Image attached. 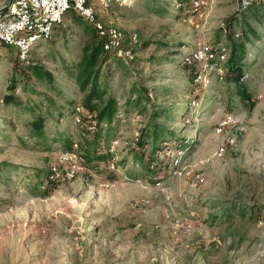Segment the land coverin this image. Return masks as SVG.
<instances>
[{"label": "rangeland", "instance_id": "374dc122", "mask_svg": "<svg viewBox=\"0 0 264 264\" xmlns=\"http://www.w3.org/2000/svg\"><path fill=\"white\" fill-rule=\"evenodd\" d=\"M181 1L186 2L126 0L102 9L91 0L97 18L120 28L124 47L134 53L109 75L105 66L100 78L120 107L113 122L103 125L101 139L105 147L117 139L118 147L108 161L84 164L73 180L52 182L49 173L65 150L63 138L77 142L78 152L86 141L73 112L84 92L65 70L79 58L85 40L80 28L68 11L52 38L30 54L29 62L53 72L59 94L46 85L27 92L20 84L14 91L45 116L46 144L29 134L32 114L2 100L17 56L15 47L3 46L0 264H264V210L254 219L229 217L237 204L264 206V11L255 15L254 9L240 7V0H212L196 28L185 21L193 10L178 6ZM246 32L237 82L229 76L207 88L194 82L197 67L182 61L186 52L203 44L231 46ZM228 112L247 131L219 158L216 150L226 139L214 127ZM5 117L13 125L3 122ZM155 126L168 139L156 151L159 165L147 172L136 162L146 149L152 152ZM145 130V146H140L136 138ZM180 147L186 152L170 166L174 158L167 150ZM109 162L119 169H110ZM198 174L204 182H197ZM103 180L116 185L102 187ZM143 198L150 203L135 205ZM185 222L192 224L190 231ZM176 224L181 225L177 233Z\"/></svg>", "mask_w": 264, "mask_h": 264}, {"label": "built area", "instance_id": "2783aa9c", "mask_svg": "<svg viewBox=\"0 0 264 264\" xmlns=\"http://www.w3.org/2000/svg\"><path fill=\"white\" fill-rule=\"evenodd\" d=\"M212 0H191L192 14L186 17L185 21L193 27L200 28L202 10L207 8ZM259 0H240V7L247 9L253 2ZM102 9H109L113 3H123L126 0H96ZM181 4L178 3V6ZM76 10L80 15L92 21L99 35L104 37V47L106 50L124 55L131 59L133 52L131 48L124 47V33L114 25H107L99 20L96 9L91 0H0V56L3 46L12 45L17 48L24 57L40 42L52 38L54 30L62 24L65 14L70 9ZM201 9V11H199ZM239 33H235L238 37ZM138 41L137 36L132 37V42ZM230 56V47L225 43L214 45L203 44L192 51L186 52L182 56V61L189 66H196L194 82L207 88L214 83L215 79L225 80L227 76V62ZM245 76L241 77L244 80ZM83 106L76 105L75 121H82ZM89 129L94 134L98 129V123L93 121ZM247 131V126L239 120L232 112L225 113L216 123L214 132L218 136H223L226 140L220 142L216 150V155L222 158L229 147L237 145L239 135ZM166 143V142H165ZM118 147V140L113 139L108 149L115 152ZM187 148H170L168 154H172L173 160L170 166L177 165ZM106 150V147H103ZM109 168L118 170L114 162L108 163ZM154 166V164L152 165ZM84 167V158L76 150H60L57 154V161L50 168L49 178L54 181H69L77 177ZM198 183L205 181L201 174L196 176ZM160 181L157 182L160 185ZM102 187H112L116 185L114 180H103ZM150 200L143 198L135 205H148ZM180 224L175 225V233L178 232ZM186 231H190L192 224L185 222L183 225Z\"/></svg>", "mask_w": 264, "mask_h": 264}, {"label": "trees", "instance_id": "16d2710c", "mask_svg": "<svg viewBox=\"0 0 264 264\" xmlns=\"http://www.w3.org/2000/svg\"><path fill=\"white\" fill-rule=\"evenodd\" d=\"M184 1H186L184 4H187L188 8L192 11L191 0ZM180 4V6L184 5L182 1ZM247 9H254L255 15H258L260 11H264V0L253 2ZM69 11L71 13V17L74 19V24L80 28L79 33H81L85 39L81 47L78 60L71 61L65 65L67 73L75 80L79 90L84 92L83 101L80 103L83 106L84 112L82 113V121L78 123V125L85 129L84 137L86 141L80 142V144H83V150L78 153L83 156L85 165L90 164L92 166H98L100 163L108 161L113 153L110 152L108 147H106V150H103V147L106 145L104 146V142H102L100 131L104 124H111L113 122L120 108L118 99L113 95H108V86L105 82L102 83L100 78L103 74L105 66H107V74L109 75L113 67L117 64H124L123 61L128 63L131 59L124 55H118L117 53L106 50L104 47V37L98 34L93 22L80 15L72 8ZM238 37H240V34ZM247 38L248 36L246 32V38L233 40L231 46H229L230 56L227 62L228 71L226 77L228 78L229 76L228 79H230V81L237 82L238 76H236V73H238L239 76L241 75L240 71L246 57ZM32 50L27 52L23 57L21 52L16 48L17 56L13 60L8 93L3 96L2 100L6 105H18L24 111L30 112L32 114V118L28 121V125L30 127L29 134L36 138L40 144H46L48 138L46 134L45 116L40 112H37L36 106L25 105L22 100L14 96V91L20 84L22 85L24 91L27 92L29 90L37 92V86L45 85L50 87L51 90L56 91L58 94L61 92L55 83L56 78L53 72L41 63L29 62ZM132 52L134 53L133 48ZM27 62H29V64L21 66ZM75 111L76 106L74 107L73 112L75 113ZM2 121L13 125L11 117H5ZM93 121L98 123V129L94 134L89 129V125ZM147 133L148 131L145 132L144 135L141 133V135L136 138L138 145L145 146L143 136H146ZM152 134V152L151 150L146 149L145 153H142V156H139L138 162H136L137 166L142 167L147 172L154 171V168L159 165L157 162L158 159L156 151L162 145V142L167 141L166 139H168L164 138L166 136H164L163 129L159 126H155L153 128ZM63 139V147L65 150H75V145L78 146V143L73 142V140L69 137H65ZM185 146L188 145L186 144ZM129 149L133 152L136 151V148L133 146H129ZM153 164L155 166H152ZM49 180L54 182V180L50 178ZM233 210L235 212L232 215L230 214L229 217L239 216L240 219H244L248 216V218L254 219L255 214L260 215L262 213L264 206L255 207L237 204L234 205Z\"/></svg>", "mask_w": 264, "mask_h": 264}, {"label": "crops", "instance_id": "0c3cea01", "mask_svg": "<svg viewBox=\"0 0 264 264\" xmlns=\"http://www.w3.org/2000/svg\"><path fill=\"white\" fill-rule=\"evenodd\" d=\"M243 67H244V65H243Z\"/></svg>", "mask_w": 264, "mask_h": 264}]
</instances>
